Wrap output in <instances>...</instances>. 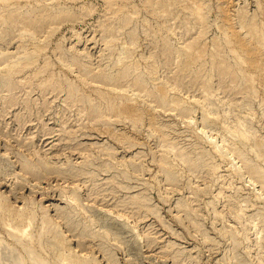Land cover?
Instances as JSON below:
<instances>
[{
    "label": "rangeland",
    "instance_id": "rangeland-1",
    "mask_svg": "<svg viewBox=\"0 0 264 264\" xmlns=\"http://www.w3.org/2000/svg\"><path fill=\"white\" fill-rule=\"evenodd\" d=\"M0 264H264V0H0Z\"/></svg>",
    "mask_w": 264,
    "mask_h": 264
}]
</instances>
